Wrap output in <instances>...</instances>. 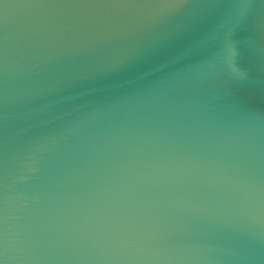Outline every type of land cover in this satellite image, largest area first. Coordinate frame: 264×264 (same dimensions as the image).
Masks as SVG:
<instances>
[{"label": "water", "instance_id": "water-1", "mask_svg": "<svg viewBox=\"0 0 264 264\" xmlns=\"http://www.w3.org/2000/svg\"><path fill=\"white\" fill-rule=\"evenodd\" d=\"M0 264H264V0H0Z\"/></svg>", "mask_w": 264, "mask_h": 264}]
</instances>
